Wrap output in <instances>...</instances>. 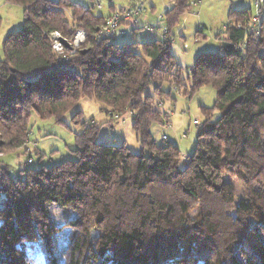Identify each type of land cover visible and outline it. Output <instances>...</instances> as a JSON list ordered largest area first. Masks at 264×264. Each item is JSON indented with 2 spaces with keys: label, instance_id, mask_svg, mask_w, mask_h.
<instances>
[{
  "label": "trees",
  "instance_id": "trees-1",
  "mask_svg": "<svg viewBox=\"0 0 264 264\" xmlns=\"http://www.w3.org/2000/svg\"><path fill=\"white\" fill-rule=\"evenodd\" d=\"M8 1L24 8L25 20L4 40L0 59V193L7 194L0 264H34L37 251L46 264H264V36L238 25L252 9L230 11L223 33L234 51L202 53L183 78L172 26L191 0L167 9L162 39L122 45L96 38L105 17L92 8L71 0ZM79 29L87 38L76 54L66 59L53 49L49 32L71 41ZM165 82L188 96L204 84L219 90L214 106L204 108L207 120L215 111L219 117L198 130L185 164L177 145L157 143L151 132L167 115L148 89L169 96ZM82 97L102 102L115 118L131 112L147 152L99 142L101 126L83 121L76 160L13 177L1 156L28 143L33 113L63 122ZM82 115L77 111L74 122ZM52 203L77 212L67 224L64 260Z\"/></svg>",
  "mask_w": 264,
  "mask_h": 264
},
{
  "label": "rangeland",
  "instance_id": "rangeland-1",
  "mask_svg": "<svg viewBox=\"0 0 264 264\" xmlns=\"http://www.w3.org/2000/svg\"><path fill=\"white\" fill-rule=\"evenodd\" d=\"M74 3L92 8V12L106 17L110 11V0H71ZM188 11L183 13L178 22L172 26L173 39L171 51L176 62L182 69L183 78H187L197 58L206 52H223L224 31L230 20L231 10L251 8L252 13H257L255 0H196ZM127 0H114L117 8L126 6ZM145 10L134 20L126 25V35L118 36L116 42L129 44L135 42H148L162 39V31L168 23L164 15L166 9L173 5L174 0H144ZM98 4H101L99 7ZM261 23H258L260 33L264 36V3ZM0 59L5 57L3 43L6 37L21 29L25 20L24 8L8 0H0ZM136 21V22H135ZM242 24L241 22H239ZM244 24V23H243ZM154 28L150 29L148 26ZM264 52V47L262 48ZM187 82V80H186ZM162 89L171 92V95L159 96L153 88L148 91L155 95L156 107L166 113L165 123H155L151 127L153 138L157 143L171 142L181 151L180 164H185L196 150L198 130L207 128L210 122L219 117V112L207 120L204 108L214 106L219 90L211 84H204L191 96L184 94L185 90L176 89L165 82ZM104 104L95 98L82 97L77 105L62 116L63 122L55 117L41 119L35 112L31 118V134L28 143L2 157V161L9 166L10 174L18 176L22 169H39L43 165L59 164L64 160H76L78 148L76 136L82 131L83 121L101 126L98 141L112 145L126 144L132 152L142 153L144 150L133 128V114L126 113L122 118L112 117ZM77 111H82V122L75 123L73 116ZM166 135L167 140L163 138ZM144 150V151H143ZM31 158V160H30ZM239 198L240 189L237 186ZM238 201V199H237ZM5 204V203H4ZM3 204V205H4ZM2 205V206H3ZM51 215L57 225L63 229L57 234L62 260L65 258L66 244L71 228L67 226L77 217V212L71 208L61 207L54 203L49 204ZM36 248H39L37 246ZM34 264H46L42 251L34 254ZM174 264V263H170Z\"/></svg>",
  "mask_w": 264,
  "mask_h": 264
},
{
  "label": "built area",
  "instance_id": "built-area-1",
  "mask_svg": "<svg viewBox=\"0 0 264 264\" xmlns=\"http://www.w3.org/2000/svg\"><path fill=\"white\" fill-rule=\"evenodd\" d=\"M192 4L197 3L196 0H191ZM264 0H255L254 4L257 8V13L251 17V19L244 24H238L239 26L246 27L247 31L255 32L259 34V24L261 23L262 16V5ZM110 5L113 11L107 15L99 27L96 38L98 40H107L109 42L116 41L118 36L126 35V25L136 20V18L145 10L144 0H128V5L117 8L114 5V0H110ZM100 7L101 4H98ZM168 9V8H167ZM166 9V11H167ZM136 22V21H135ZM150 29L154 27L152 25L148 26ZM168 29L165 26L162 31V37H165ZM52 42L53 49L60 55L64 56L66 59L76 54L80 46L86 41V31L84 29H79L76 31L73 39L69 41V46H67L62 41V35L59 31L54 30L47 34ZM167 139V136H163ZM32 161V160H31ZM7 200V194L5 192L0 193V206H2Z\"/></svg>",
  "mask_w": 264,
  "mask_h": 264
},
{
  "label": "water",
  "instance_id": "water-1",
  "mask_svg": "<svg viewBox=\"0 0 264 264\" xmlns=\"http://www.w3.org/2000/svg\"><path fill=\"white\" fill-rule=\"evenodd\" d=\"M62 41L69 46V41L62 37ZM84 52L87 51V49L83 50ZM223 51L225 54H231L234 51V44L228 41L223 42Z\"/></svg>",
  "mask_w": 264,
  "mask_h": 264
},
{
  "label": "crops",
  "instance_id": "crops-1",
  "mask_svg": "<svg viewBox=\"0 0 264 264\" xmlns=\"http://www.w3.org/2000/svg\"><path fill=\"white\" fill-rule=\"evenodd\" d=\"M127 1H128V0H127ZM126 4H127V2H126ZM127 5H128V4H127ZM113 8H114V7H111V6H110V11H109L108 15L113 11ZM262 11H263V6H262ZM167 139H168V137H167Z\"/></svg>",
  "mask_w": 264,
  "mask_h": 264
}]
</instances>
